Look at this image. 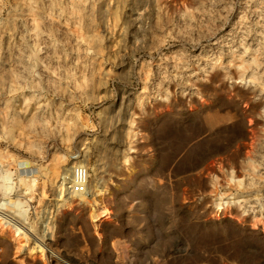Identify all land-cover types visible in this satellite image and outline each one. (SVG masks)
<instances>
[{
    "label": "rangeland",
    "instance_id": "374dc122",
    "mask_svg": "<svg viewBox=\"0 0 264 264\" xmlns=\"http://www.w3.org/2000/svg\"><path fill=\"white\" fill-rule=\"evenodd\" d=\"M0 220V264H264V0H0Z\"/></svg>",
    "mask_w": 264,
    "mask_h": 264
},
{
    "label": "built area",
    "instance_id": "2783aa9c",
    "mask_svg": "<svg viewBox=\"0 0 264 264\" xmlns=\"http://www.w3.org/2000/svg\"><path fill=\"white\" fill-rule=\"evenodd\" d=\"M72 179L69 182L66 177L61 178V186L65 192L75 195H84L88 187V170L84 166H77L72 170ZM60 185V184H59Z\"/></svg>",
    "mask_w": 264,
    "mask_h": 264
},
{
    "label": "bare ground",
    "instance_id": "6f19581e",
    "mask_svg": "<svg viewBox=\"0 0 264 264\" xmlns=\"http://www.w3.org/2000/svg\"><path fill=\"white\" fill-rule=\"evenodd\" d=\"M77 166H79V165H77V164H74V165H72L67 171H66V179L70 182L71 181V179H72V170H73V168H75V167H77ZM103 197H104V195H102ZM4 203H3V205L4 206H8V207H11L12 205H10L9 203H8V200H4L3 201ZM102 201H99V206H100V203H101ZM73 205V203L71 202V203H68L66 206H72ZM68 210V208H65L63 211H67ZM0 225H2V226H5V224H3V223H1V220H0ZM7 227V226H6ZM5 231H2V230H0V234L1 235H4L5 233H4ZM14 234L18 237V231L17 230H15L14 231Z\"/></svg>",
    "mask_w": 264,
    "mask_h": 264
}]
</instances>
